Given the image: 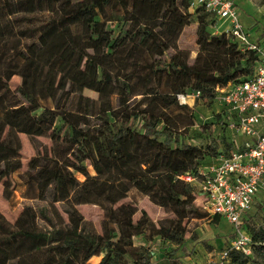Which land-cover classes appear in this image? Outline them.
I'll use <instances>...</instances> for the list:
<instances>
[{
    "label": "trees",
    "instance_id": "1",
    "mask_svg": "<svg viewBox=\"0 0 264 264\" xmlns=\"http://www.w3.org/2000/svg\"><path fill=\"white\" fill-rule=\"evenodd\" d=\"M190 3L3 0L22 45L4 59L18 68L0 74V181L22 166L18 134L40 136L60 120L58 131L50 135L51 151L29 159L28 178L35 180L39 199L50 192L53 202H66L67 221L57 211L56 221L42 213L49 226L43 229L34 211L25 229L0 213V264L12 261L13 246L18 252L13 264H87L89 257L100 254L98 264H153L149 247L133 242L146 232L176 244L162 258L164 264H183L176 253L186 232L184 220L210 215L195 205V189L178 176L234 149L227 119L235 115L223 107L213 110L219 142H187L181 130L194 124V115L187 103H179L178 95L199 91L196 99L216 103L217 88L248 79L257 59L256 51L242 49L231 34L212 33L208 27L216 18ZM109 6L115 15L108 13ZM195 13L198 50L190 60L189 52L178 48L177 38ZM113 22H118L117 31ZM3 40L0 23V44ZM170 49L174 52L162 60ZM36 61L41 67L32 93L28 79ZM13 75L21 80L11 90ZM83 89L97 92L98 99L84 98L81 111ZM76 93L74 109L68 105ZM44 100L54 106L43 105ZM136 118L142 120V130L130 123ZM6 186L3 196L8 199ZM131 188L175 218L156 225L145 210L134 217L120 202ZM82 196L105 209L107 221L120 226L122 240H113L115 228L109 224L103 225V234L84 230L75 206ZM211 217L220 220L219 215ZM242 227L250 235L251 254L229 244L227 257L214 264H264V195L242 217Z\"/></svg>",
    "mask_w": 264,
    "mask_h": 264
},
{
    "label": "rangeland",
    "instance_id": "2",
    "mask_svg": "<svg viewBox=\"0 0 264 264\" xmlns=\"http://www.w3.org/2000/svg\"><path fill=\"white\" fill-rule=\"evenodd\" d=\"M242 11L249 17L250 22L248 25L253 24L257 31H262L260 37L261 48L264 50V0H236ZM35 6V4H34ZM109 14L115 15V9L110 6L107 8ZM240 13V12H239ZM197 14H193L194 21L188 26L184 27L182 32L177 38V46L179 49L187 50L192 60L198 50L196 44V29L198 26L196 19ZM0 23L4 30V40L0 44V74H3L6 68L16 70L18 67L9 65L4 62L5 56L13 49L22 45V39L17 36L14 24L11 17L6 12L3 0H0ZM118 22L111 23V27L117 31ZM174 52L173 49L168 50L162 60H168L169 56ZM41 63L36 61L33 67L30 78L28 79V87L32 93H36V75L39 72ZM21 78L18 75H13L10 81V88L13 90ZM193 92H188L192 95ZM83 97L81 111L83 110L84 98L90 97L94 100L98 99V93L83 89L81 92ZM79 94L72 95L68 107L76 108ZM113 105L117 103V95L112 97ZM179 103L186 102L190 108V112L194 115V124L187 129H182L181 136L184 140L190 143L205 145L210 143L214 138L217 142L220 141L221 132L219 127L212 121V112L219 110L218 103H211L207 98L193 99V97H186V99L179 98ZM43 105L54 106L51 100L41 101ZM175 113V111L171 112ZM130 123L133 127L142 130V120L140 118L131 119ZM61 126V121L57 120L55 125L46 133L40 136H29L24 133H19L21 141V168L13 171L10 175L0 181V213L11 224H17L21 228H25V224L29 222V216L32 212L37 213V224L43 229H49L48 223L42 217V213L47 214L54 221L56 211L62 216L64 221H67L66 202L65 201H52L51 193L48 192L45 199L38 198V190L34 179L28 178V162L32 156L37 154L42 155L45 152H50L53 147L51 134L58 131ZM65 128V127H64ZM240 141L243 139L240 136H235ZM87 164L88 161H86ZM89 173H93V169L88 165ZM77 178L82 181L84 176L76 174ZM7 185V186H6ZM7 187L9 198L3 196V190ZM199 200H195V205ZM120 202L125 203L133 210L134 217L138 218L142 215V210H145L149 219L156 225L165 223L166 220L175 218V215L168 209L152 203L147 195L142 194L135 188H131L127 196ZM76 208L83 216L82 225L85 231L94 234H103V225L109 224L115 228L113 233V240H122L121 228L118 224L107 221L105 216V209L97 204L91 203L89 198L81 197ZM186 232L182 242L179 244L177 256L180 257L183 264H214L217 262L220 252L229 247L231 237L233 235V226L223 216L219 221H215L211 216L203 218H187L184 220ZM26 229V228H25ZM196 236V237H194ZM135 245L143 244L149 247L153 253V264H164L163 257L167 255L171 248L176 247V244L170 240L161 238L158 235L149 236L146 232L144 236H135L133 238ZM17 246L12 247L11 259L8 264H13V258L17 254ZM102 254L94 255L88 258L87 264H98Z\"/></svg>",
    "mask_w": 264,
    "mask_h": 264
},
{
    "label": "built area",
    "instance_id": "3",
    "mask_svg": "<svg viewBox=\"0 0 264 264\" xmlns=\"http://www.w3.org/2000/svg\"><path fill=\"white\" fill-rule=\"evenodd\" d=\"M190 4L192 8L201 6L215 18L226 20L227 28L222 31L231 34L242 49L257 52L254 70L248 79L217 88L218 109L223 107L235 115L227 119L234 149L205 160L195 172L178 176L193 186L203 210L210 216H223L232 224L230 247L251 254V239L242 227V217L255 199L264 195V50L250 41L232 0H191ZM199 95L195 91L190 96L195 100ZM186 96L180 94L179 98L182 101ZM235 136L243 139L240 141ZM227 253L223 249L217 261L224 260Z\"/></svg>",
    "mask_w": 264,
    "mask_h": 264
},
{
    "label": "crops",
    "instance_id": "4",
    "mask_svg": "<svg viewBox=\"0 0 264 264\" xmlns=\"http://www.w3.org/2000/svg\"><path fill=\"white\" fill-rule=\"evenodd\" d=\"M232 1L236 5L238 13L240 12L239 13L240 22H241L243 28L248 33V37H249L250 41L257 43L260 46L262 44L260 37H261L263 32L257 31L256 27L253 26V24L248 25V23L250 22L249 17L246 14L244 15V13L242 14V11L239 7V4L236 0H232ZM208 28L212 33H219L222 30H225L227 28V21L223 20V19L216 18L214 20V23H212Z\"/></svg>",
    "mask_w": 264,
    "mask_h": 264
},
{
    "label": "bare ground",
    "instance_id": "5",
    "mask_svg": "<svg viewBox=\"0 0 264 264\" xmlns=\"http://www.w3.org/2000/svg\"><path fill=\"white\" fill-rule=\"evenodd\" d=\"M186 97H192V96L188 95V96H186ZM186 97H185V99H186Z\"/></svg>",
    "mask_w": 264,
    "mask_h": 264
}]
</instances>
